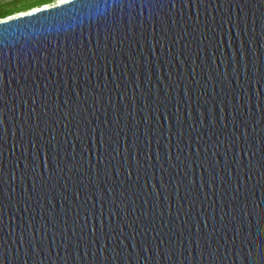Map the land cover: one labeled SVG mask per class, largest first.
I'll use <instances>...</instances> for the list:
<instances>
[{
    "label": "water",
    "instance_id": "obj_1",
    "mask_svg": "<svg viewBox=\"0 0 264 264\" xmlns=\"http://www.w3.org/2000/svg\"><path fill=\"white\" fill-rule=\"evenodd\" d=\"M0 264H264V0L0 18Z\"/></svg>",
    "mask_w": 264,
    "mask_h": 264
},
{
    "label": "trees",
    "instance_id": "obj_2",
    "mask_svg": "<svg viewBox=\"0 0 264 264\" xmlns=\"http://www.w3.org/2000/svg\"><path fill=\"white\" fill-rule=\"evenodd\" d=\"M48 1L50 0H32L29 2H24L20 4L19 6H16L15 4L10 5V6H6L7 4L6 5L0 4V17H5L6 15L13 13L14 11H19V10L29 8L34 5L37 6L38 4L45 3Z\"/></svg>",
    "mask_w": 264,
    "mask_h": 264
},
{
    "label": "rangeland",
    "instance_id": "obj_3",
    "mask_svg": "<svg viewBox=\"0 0 264 264\" xmlns=\"http://www.w3.org/2000/svg\"><path fill=\"white\" fill-rule=\"evenodd\" d=\"M29 1H32V0H0V4H5V5L7 4L6 6H10V5L15 4L16 6H19L20 4H22L24 2H29ZM59 1H61V0H50L48 2L38 4L37 6L34 5V6L29 7V8H25V9H22L19 11H14L13 13H11L9 15H6L5 17H0V18H6V17L13 16L16 14L24 13V12H27V11H30L32 9L39 8L42 6H49V5L55 4Z\"/></svg>",
    "mask_w": 264,
    "mask_h": 264
}]
</instances>
